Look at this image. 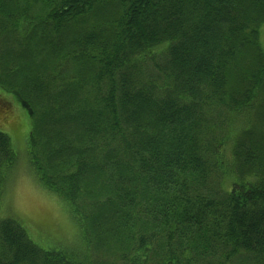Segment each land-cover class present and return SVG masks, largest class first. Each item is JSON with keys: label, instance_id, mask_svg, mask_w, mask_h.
<instances>
[{"label": "trees", "instance_id": "trees-1", "mask_svg": "<svg viewBox=\"0 0 264 264\" xmlns=\"http://www.w3.org/2000/svg\"><path fill=\"white\" fill-rule=\"evenodd\" d=\"M263 25L264 0H0L38 182L78 222L109 192L116 238L137 212L129 264H264ZM16 163L0 132V210ZM73 255L0 219V264H90Z\"/></svg>", "mask_w": 264, "mask_h": 264}, {"label": "rangeland", "instance_id": "rangeland-1", "mask_svg": "<svg viewBox=\"0 0 264 264\" xmlns=\"http://www.w3.org/2000/svg\"><path fill=\"white\" fill-rule=\"evenodd\" d=\"M259 33L264 51V25ZM0 94V132L11 138L17 153L14 169L6 174L0 219L13 218L19 221L32 241L45 250H66L75 254L73 257L79 260L88 257L84 261L90 264H129L130 258L138 250L136 237L143 233L137 212L131 213V220L124 223V229L119 238H116L117 221L111 214V200L115 197L107 192L99 199L101 202L98 211L91 207L93 199L87 205L78 204L81 210L83 208V218L85 216L78 222L69 206L46 190L34 175L28 158L27 143L31 122L27 110L13 95L5 94L1 89ZM221 113L223 112L217 115ZM254 125L260 129L264 127V120L259 116V122L254 121ZM228 132V125L224 123L216 134L219 138L226 139ZM232 183L233 177L228 176L224 186L231 187ZM240 264L246 263L242 261Z\"/></svg>", "mask_w": 264, "mask_h": 264}]
</instances>
